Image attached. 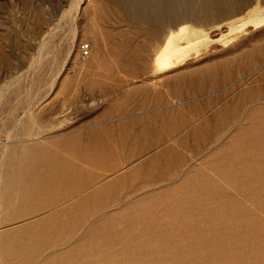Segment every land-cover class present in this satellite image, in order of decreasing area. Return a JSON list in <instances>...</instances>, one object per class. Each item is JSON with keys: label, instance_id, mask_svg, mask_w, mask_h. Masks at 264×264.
Segmentation results:
<instances>
[{"label": "rangeland", "instance_id": "374dc122", "mask_svg": "<svg viewBox=\"0 0 264 264\" xmlns=\"http://www.w3.org/2000/svg\"><path fill=\"white\" fill-rule=\"evenodd\" d=\"M262 14L0 0V264H264Z\"/></svg>", "mask_w": 264, "mask_h": 264}, {"label": "bare ground", "instance_id": "6f19581e", "mask_svg": "<svg viewBox=\"0 0 264 264\" xmlns=\"http://www.w3.org/2000/svg\"><path fill=\"white\" fill-rule=\"evenodd\" d=\"M261 17H263V14H262ZM261 17L259 19H261ZM263 20H264V17H263ZM260 22L261 21H259L257 23H260ZM243 25H245V23ZM187 28H188V26H187V23H186V25H182V26L176 28V30H171L167 34L165 42L163 43V45H161V47H159V50L157 51L156 56H155V63H156V65H157V67L159 69H169V68L175 67L176 64L180 61V58L183 57L186 54L188 49L194 47L195 45H197L203 39V38L201 40L200 39H196V40L189 41V42H187L185 44L178 45L176 43V39L178 37L183 36L184 34H186L185 32H187ZM228 34H229V32H228ZM224 36H226V35L224 34ZM182 39H181V41H183Z\"/></svg>", "mask_w": 264, "mask_h": 264}, {"label": "built area", "instance_id": "2783aa9c", "mask_svg": "<svg viewBox=\"0 0 264 264\" xmlns=\"http://www.w3.org/2000/svg\"><path fill=\"white\" fill-rule=\"evenodd\" d=\"M81 50L85 53V54H87L88 53V51H89V45L87 44H85V45H82L81 46Z\"/></svg>", "mask_w": 264, "mask_h": 264}]
</instances>
